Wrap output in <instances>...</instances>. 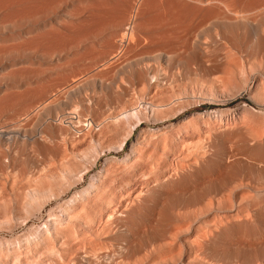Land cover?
Returning <instances> with one entry per match:
<instances>
[{
  "label": "bare ground",
  "instance_id": "1",
  "mask_svg": "<svg viewBox=\"0 0 264 264\" xmlns=\"http://www.w3.org/2000/svg\"><path fill=\"white\" fill-rule=\"evenodd\" d=\"M63 1L0 0L3 236L49 264H264V116L202 112L245 75L264 115V0H66L56 16ZM118 48L156 62L118 68ZM36 213L38 235H15Z\"/></svg>",
  "mask_w": 264,
  "mask_h": 264
},
{
  "label": "rangeland",
  "instance_id": "2",
  "mask_svg": "<svg viewBox=\"0 0 264 264\" xmlns=\"http://www.w3.org/2000/svg\"><path fill=\"white\" fill-rule=\"evenodd\" d=\"M51 1H63V0H51ZM65 1L66 0H64L63 2V4H61L60 5V8H58V7H56V10H55V15L56 16H62V15H65V11H64V8H65ZM264 8V7H263ZM262 9V8H261ZM262 12H263V14H264V9H262L261 10ZM99 21H100V19L99 18H95L94 20H93V22H94V24H98L99 23ZM261 23H262V25L264 26V18L261 20ZM199 24V22H196L195 23V25H198ZM214 27V25L213 24H211V23H207V24H204V25H202L201 26V29L199 30V32H197L196 33V35H197V38H205V37H207L208 36V31H210L211 30V28H213ZM96 28L95 27H93V28H91V30L93 31V30H95ZM256 31V26H255V24L254 25H252V26H249L247 29H246V31H244L243 32V35H242V37H243V40L245 41V44L243 45V47L245 48V49H250V48H255V46H254V44L252 43V40L254 39V37H253V32H255ZM6 32H10V30H6ZM205 32H207V34H204ZM210 36V35H209ZM105 42V41H104ZM104 42H102V43H104ZM100 44V43H97V44H95V48L98 50V49H100V52H103V51H110V50H112V48H108V44L105 42V44L103 45V44ZM249 43V44H248ZM107 45V46H106ZM122 48H118V52H117V54H112L111 56H109V58H111V62L112 61H115L114 63H113V66H116V67H118L121 63H119V62H122V63H125V64H122V65H124V66H126L127 65V62L129 61V62H135L137 59H140V58H145V59H147V61H146V63H148V64H151V63H154V62H156L155 60H154V58H153V52L151 51V49H143V48H136V49H133L131 52H129V53H126L125 51H124V49L122 50ZM149 50L151 51L150 53L152 54H150L149 53ZM114 51V50H113ZM124 51V52H123ZM115 52V53H116ZM121 53H123V55L121 54ZM147 53V54H146ZM140 54V55H139ZM143 54H145V55H142ZM149 54V55H148ZM66 55H69V53H67L66 52ZM27 56H32V54L30 53V52H27ZM140 56V57H139ZM114 57V58H113ZM129 58V60L128 61H126L125 62V58ZM10 57L8 56V58L6 59V58H3V59H1L0 60V66H2L3 64H6V63H10V59H9ZM132 59V60H131ZM36 60H39L41 63H45L46 62V60H44V59H42V58H37ZM210 60V59H209ZM105 61V60H104ZM119 63H117V62ZM149 61V62H148ZM208 61V60H207ZM101 63H100V69L101 68H104V65L102 64L103 63V60L102 61H100ZM209 63L208 64H212V61L210 62V61H208ZM86 62L85 61H82V64H85ZM105 63V62H104ZM207 63V62H206ZM114 64H116V65H114ZM118 64V65H117ZM121 65V66H122ZM16 68H18V67H15V68H11V70L12 69H16ZM119 68V67H118ZM9 71V70H8ZM245 75H242V76H240V80H243V81H241L240 82V85H239V87H236L239 83H237L236 85H235V83L233 84V88H232V85H229L228 86V88H227V90H222V93H217V95H216V99H214V97L215 96H213V94H214V92H211L210 90L207 92V97L208 98H210V99H206L205 100V108L203 109V113L205 114V112L206 113H208V114H210L211 115V117H213V118H210V119H215V120H217L219 123H223V124H227L228 125V123H226L227 121H229L230 123H229V125L228 126H231V123L232 122H234V126L233 127H237L235 124L237 123V121H238V123L240 124V125H242V123H244V121L246 120V118H248V120H250V118L252 119V116L254 115V116H264L263 115V113H260V102H261V98L259 97V95L257 94V90H256V88L254 87V86H252L250 83H247L246 84V76L244 77ZM244 78V79H243ZM243 82V83H242ZM249 84V85H248ZM243 87H244V89H243ZM234 88H235V90H234ZM245 88H246V90H245ZM239 89V90H238ZM252 89L254 90V91H252ZM228 91V92H227ZM229 91H232V92H229ZM235 91V92H234ZM226 93V94H225ZM231 93H232V95H231ZM239 93V94H238ZM237 94V95H236ZM212 95V96H211ZM215 95V94H214ZM221 95V96H220ZM213 97V98H212ZM219 98V99H218ZM228 100V101H227ZM223 102V103H222ZM257 104H258V106H257ZM212 105V106H211ZM207 106V107H206ZM245 106V107H244ZM247 108V109H246ZM228 109V110H227ZM230 109H232L231 111H230ZM222 110H224V111H222ZM258 110V111H257ZM219 111V112H218ZM228 111V112H227ZM244 111V112H243ZM255 111V112H254ZM216 112L219 114H217L216 115ZM243 113V114H241V113ZM229 113V114H228ZM234 113V114H233ZM254 113V114H253ZM190 114L191 113H187V114H185V115H183V116H181V118H179V119H177L176 121V123L178 124L179 122H181L182 120H183V124H187L188 123V121L186 120L188 117H190ZM222 114H224V115H222ZM226 114V115H225ZM231 114H232V116H231ZM239 114V115H238ZM261 114V115H260ZM187 115V116H186ZM213 115H215V116H213ZM221 115V116H220ZM247 115V116H246ZM219 117V119H217L218 117ZM235 116H236V123H235V121H234V118H235ZM245 116V117H244ZM249 116V117H248ZM251 116V117H250ZM187 117V118H186ZM210 117V116H209ZM214 117H216V118H214ZM222 117H224V118H222ZM220 118H222V119H220ZM229 118V119H228ZM244 118H245V120H244ZM184 120H186V122L184 121ZM222 120V121H221ZM224 120V121H223ZM232 122H231V121ZM221 121V122H220ZM243 121V122H242ZM247 121V120H246ZM245 121V122H246ZM185 122V123H184ZM225 122V123H224ZM238 123H237V125H238ZM248 123L250 124L251 122H246V124L248 125ZM182 123H180V125H183ZM161 126L162 127H164L165 125H163V124H161ZM231 126V127H232ZM239 126V125H238ZM244 125H242L241 127H243ZM240 127V126H239ZM245 127V126H244ZM154 129L155 128H157V127H153ZM141 129L140 128H137V129H135V131H134V133H133V139L131 140V138H130V140L128 139L126 142H124V146L125 147H127V148H129V146L131 145V143H132V141L134 140V141H137L138 139H143L142 137H144L143 135H145V133H143V131L141 132L140 131ZM143 133V134H142ZM142 136V137H141ZM141 137V138H140ZM106 157V158H105ZM122 158L124 159V157L122 156V157H120L119 159H121L122 160ZM106 161H108V159H107V156H102V158H101V160H99V162H98V167L101 169L102 167H104V165L106 166H108V164H109V166H113V165H115L116 164V162H113V159L112 160H110V161H108V162H106ZM115 161V160H114ZM113 162V163H112ZM92 174L93 173H91V174H89L87 177H86V179H87V181L88 182H90L91 181V183H93L92 181L93 180H95V179H93L92 177H94V176H92ZM94 175V174H93ZM72 193V192H71ZM69 197V196H68ZM68 197H65L66 199H68ZM35 203V202H34ZM38 204V201L34 204L35 205V207L37 208L38 206H39V204ZM35 208V209H36ZM39 208V207H38ZM36 209V211H38L39 209ZM48 213H47V211H44V216L45 217H47L48 215H47ZM36 215V216H35ZM34 215V217H32V219H31V221L29 222V226H20V227H17L16 228V230H15V235H21L22 236V238L23 239H25V240H28L29 239V241H30V239H34L35 238V236L34 235H38V231L40 230H42L43 229V227H45V225H43L42 224V222H41V219H40V217L41 216H39L40 214L39 213H36ZM29 227V228H28ZM31 227V228H30ZM41 228V229H40ZM33 229V230H32ZM17 232V233H16ZM36 233V234H35ZM3 232H0V264H49L45 259H43V257L41 256V254L39 255L38 254V256L37 255H25V254H21V256H20V253L18 254L17 252H18V250H17V248L15 247L16 245H15V243L17 242V240L14 242V245L15 246H13V242H11V240H10V235H6V237H4L3 236ZM28 234V235H27ZM31 234V235H30ZM34 234V235H33ZM2 235V236H1ZM25 235H27V236H25ZM32 236V237H31ZM9 237V238H8ZM26 237V238H25ZM27 237H28V239H27ZM8 238V239H7ZM10 240V241H9ZM29 241H27V242H29ZM2 242V243H1ZM12 243V245H11V243ZM31 242V241H30ZM9 243V244H8ZM11 249H10V248ZM12 247H14L16 250L14 251L13 249L14 248H12ZM8 249V250H7ZM6 250V251H5ZM1 251H4V252H1ZM7 252V253H6ZM9 252V253H8ZM8 255V256H7ZM29 256V257H28ZM32 256H33V258H32ZM30 258V259H29ZM36 258V259H35ZM38 258V259H37ZM35 259V260H34Z\"/></svg>",
  "mask_w": 264,
  "mask_h": 264
}]
</instances>
